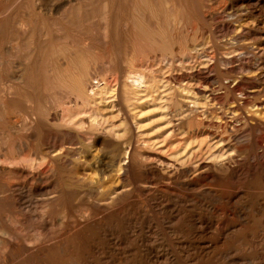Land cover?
Masks as SVG:
<instances>
[{
    "label": "bare ground",
    "instance_id": "obj_1",
    "mask_svg": "<svg viewBox=\"0 0 264 264\" xmlns=\"http://www.w3.org/2000/svg\"><path fill=\"white\" fill-rule=\"evenodd\" d=\"M15 4L30 11L0 20V264H264V0ZM217 16L231 35L207 53ZM20 159L38 220L28 196L6 203L28 188Z\"/></svg>",
    "mask_w": 264,
    "mask_h": 264
},
{
    "label": "rangeland",
    "instance_id": "obj_2",
    "mask_svg": "<svg viewBox=\"0 0 264 264\" xmlns=\"http://www.w3.org/2000/svg\"><path fill=\"white\" fill-rule=\"evenodd\" d=\"M6 2V0H0V20L2 19H4L5 17L7 18V23H8V25L9 26H7V32H11V26H10V23L9 22H11V19L13 18V16H16L17 14H20L19 13V11L20 12H24L25 14H27L26 12H28L29 13V11H30V9L29 8H18L17 7V4H15L16 3V0H14V2H13V0H7V2ZM211 1H214V0H211ZM11 2H12V4H11ZM10 3V4H9ZM7 7H6V6ZM10 5V6H9ZM15 5V6H14ZM3 6H5V8H6V10H5V8L3 7ZM14 6V7H13ZM3 8V9H2ZM7 8H8V10H9V8H10V10H9V12H7L8 10H7ZM1 10H3V11H1ZM18 10V11H17ZM16 12V13H15ZM243 13H245V12H243ZM11 14V15H10ZM14 14H16V15H14ZM261 14H264V11H262L261 12ZM5 15V16H4ZM3 16V17H2ZM2 17V18H1ZM214 19H212L214 22L215 21H217L218 19H222L223 17H213ZM9 20V21H8ZM218 22V21H217ZM222 22V23H221ZM6 23V24H7ZM232 23V22H231ZM230 23V21H226V20H221L220 22H218V26H219V28H217V30H216V32L214 31V32H211L210 33V31H208L207 30V28L205 29V30H203V31H205V34H203L204 32L202 31V32H200V34L202 33L203 35H205V36H203L204 37V39L202 40V42L200 43V45H201V48L202 49H204V50H206V52L207 53H212V50H214V48L215 47H217V48H219L220 50H223V48H224V45H225V39H227L228 37H230V35H231V32H230V26L234 23H232L231 24ZM225 25V26H224ZM222 30H221V29ZM77 29L78 30H82L81 28H80V26L79 27H77ZM193 29V28H192ZM192 31V30H191ZM190 31V32H191ZM211 34V35H209V34ZM225 33V34H224ZM199 34V33H198ZM210 37H209V36ZM201 35H199V37L197 38V39H199V38H201L200 37ZM218 37V38H217ZM221 37H222V39H221ZM188 38V39H187ZM190 38V36L189 37H182V39H181V41L182 42H190L189 40H191V38ZM207 38V39H206ZM219 39V40H218ZM224 39V40H223ZM210 40V41H209ZM214 40V41H213ZM205 41V42H204ZM208 43H207V42ZM211 41H213V42H211ZM217 41V42H216ZM223 42V43H222ZM204 43V44H203ZM205 43H207L206 44V46H205ZM222 43V44H221ZM199 44L196 46V48H200V47H198V46H200ZM203 45V46H202ZM209 45V46H208ZM213 45H215V46H213ZM206 48H205V47ZM214 48H213V47ZM226 46V45H225ZM211 48H213V49H211ZM188 51H190V52H188ZM185 52L186 53H188V54H191L192 52H193V49L191 50V49H187V50H185L184 52H182V53H179V56H180V54H182L183 55V53L185 54ZM264 55V54H263ZM264 58V56H262V57H260V61H264V60H262ZM218 62L220 63V64H222V66H223V70L225 71V73H227V75H229V76H231V75H233V74H235L233 71H231V70H229V67L228 66H226L225 64H224V60H223V57H221V56H219V59H218ZM228 70V71H227ZM231 72V73H230ZM225 76H226V74H225ZM259 82V81H258ZM227 102V101H226ZM264 107V106H263ZM264 111V110H263ZM260 139V138H259ZM34 140V141H33ZM32 141L33 142H37L38 140H37V136H36V134L34 135L33 134V136H32ZM258 143H259V145H263V142H262V140L260 139V140H258ZM23 160L22 159H20V160H16V161H14V162H9V165L8 166H10L9 168L11 169V171H9V172H12V173H15L14 175L13 174H11V176L13 175V177L14 176H18L17 177V179H21L22 181L23 180H27V186H28V188L26 189V192L25 193H23L22 194V196L20 195V194H18V193H14V194H11L12 196L11 197H8V199L6 200V203L9 205V206H12L13 207V209L16 211V212H19V213H21V212H27V210L25 209L26 207H25V203H27L28 201H29V203H33L34 205H31L32 206V209L34 210V212H35V216L38 214L37 212H39L40 210H41V207H42V205H39L40 203L41 204H43L42 203V201H41V196H42V190L41 189H39V186H37V187H34V188H32V189H34V190H31V186H32V183L30 182V179L31 178H29V176H27V175H29V174H27L29 171L25 168V166L23 167V164H24V161L22 162ZM2 163L3 164H5L6 163V161H2ZM13 163V164H12ZM15 163H16V165L18 166H16L15 165ZM8 163H6V165H7ZM11 164V165H10ZM13 166H14V169H13ZM17 168H20V169H17ZM24 168V169H23ZM23 169V170H22ZM15 170V171H14ZM20 170H21V172H20ZM19 172H20V174H19ZM25 172V173H24ZM6 174H8V173H6ZM21 174H23V175H21ZM24 174L27 176V178L24 176ZM20 175V176H19ZM22 176V177H21ZM25 178H24V177ZM21 177V178H20ZM52 177L53 176H49V178L52 180L51 182L54 184L55 182H53L55 179V177L52 179ZM29 180V181H28ZM32 181V180H31ZM51 183V184H52ZM51 184L49 185V186H46V188L48 189V188H51L52 186H53V184H52V186H51ZM38 188V189H37ZM29 189V190H28ZM39 190V191H38ZM36 191V192H35ZM40 191H42V192H40ZM46 192V191H45ZM16 194H17V196H16ZM30 194H32V195H30ZM35 194V195H34ZM37 194L39 195L38 196V198L36 199L35 197L37 196ZM20 195V196H19ZM26 195V196H25ZM14 196V197H13ZM28 196V197H27ZM32 196V197H31ZM26 197H27V199H26ZM10 198V199H9ZM12 198V199H11ZM27 200V202H26V200ZM35 198V199H34ZM30 199V200H29ZM38 199H40V200H38ZM11 200H12V202H11ZM17 200V201H16ZM21 200H23V201H21ZM58 201H60V202H62L64 199H63V197L61 198V196H59L58 197V199H57ZM56 200V201H57ZM14 201V202H13ZM56 201H54L53 203H54V205L56 204V206H57V203H60V202H56ZM16 202V203H15ZM25 202V203H24ZM14 203V204H13ZM21 203H22V205H21ZM24 203V204H23ZM18 204V205H17ZM38 205V206H37ZM15 206H17L19 209H17V207H15ZM39 206H41L40 208H38ZM24 207V208H23ZM56 208V207H55ZM58 208V207H57ZM1 209H3V210H5L1 205H0V212H2L3 213V210H1ZM36 210V211H35ZM39 210V211H38ZM38 216V215H37ZM36 216V217H37ZM34 218L33 220H38V219H40V217L38 216L37 218ZM108 220V219H107ZM46 222V224H45V226H46V228L48 227V228H51V225H52V220L48 217V220L47 221H45ZM109 224H110V227L111 226H113V227H117V226H119V228H120V223H118V222H120V220H118V219H114V218H112V219H109L108 221H107ZM108 224V225H109ZM119 224V225H118ZM50 226V227H49ZM161 227V226H160ZM159 227V228H160ZM160 231H162V234H166V230H164V228L163 227H161L160 228ZM168 238V237H167ZM166 242H171L170 240H169V238H168V240H166Z\"/></svg>",
    "mask_w": 264,
    "mask_h": 264
}]
</instances>
